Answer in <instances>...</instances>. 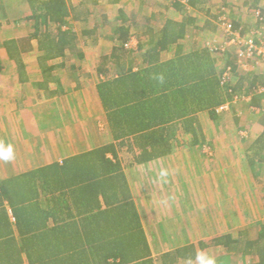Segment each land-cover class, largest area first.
Here are the masks:
<instances>
[{"label":"crops","instance_id":"obj_1","mask_svg":"<svg viewBox=\"0 0 264 264\" xmlns=\"http://www.w3.org/2000/svg\"><path fill=\"white\" fill-rule=\"evenodd\" d=\"M45 1L49 0H0V144H11L15 154L10 161L0 160V180L112 145L114 152L107 156L122 167L155 264H200V253L215 264L257 261V256L215 239L229 234L240 242L255 240L264 225L243 220L257 209L264 216V139L257 140L264 133V111L244 100L226 113L229 125L218 126L214 124L217 117L201 110L194 114L197 122L190 125L192 132L185 133L184 124L173 120L168 123L166 143H143L145 149L131 136L128 140L117 138L98 83L117 77L122 69H143L147 28L156 32L167 18L180 20L181 13L171 7L170 0H139L137 7L133 0H63L69 10L78 9L77 18L67 17L76 36L73 46L46 58L33 41V48L23 53L19 69L5 52L3 42L32 32L34 20L28 26L23 18L33 11L40 14ZM221 3L211 0L212 9ZM150 5L159 9L154 11ZM119 11L129 18L128 41L133 48H125L123 57L106 64L105 76L97 68L101 56L119 47L114 32L116 26L124 25ZM203 20L200 16L196 24L202 26ZM245 20L246 37L257 22L253 13ZM56 26L49 22L46 29ZM225 39L219 29L199 27L178 43L185 52L210 44L220 46ZM168 48L160 60L169 57L177 45ZM230 52L238 61L235 49L230 48ZM246 62L243 66L237 62L241 75L232 71L230 81L243 86L240 93L249 94L251 80L256 79L257 84L264 81V59ZM151 148L161 152H151ZM256 195L260 200L254 202L251 197ZM4 209L13 222L6 201Z\"/></svg>","mask_w":264,"mask_h":264},{"label":"trees","instance_id":"obj_2","mask_svg":"<svg viewBox=\"0 0 264 264\" xmlns=\"http://www.w3.org/2000/svg\"><path fill=\"white\" fill-rule=\"evenodd\" d=\"M42 5L40 14L33 11L23 18L28 26L34 20L32 32L3 42L19 69L22 55L33 48V41L46 58L63 54L74 44L75 32L67 17L77 18L78 9L69 10L63 0ZM170 5L182 18L165 19L156 32L147 28L146 66L137 71L122 69L117 77L105 78L97 85L115 136L132 137L142 147L143 143H166L168 123L173 120H180L186 133L192 132L190 125L197 122L194 114L198 111L207 110L216 119L214 107L234 96H248V100H240L264 111V93L254 91L264 85L263 80L259 84L251 80L249 94L240 93L242 85L222 82L224 66L241 75L230 49L220 50L216 45L214 49L210 44L184 52L178 43L199 27L219 29L227 38L222 21L243 36L249 14H255L257 27L264 25V0H222L214 9L211 0H170ZM200 16L204 18L202 26L196 24ZM119 17L124 23L114 28L119 47L100 57L97 69L102 74L108 70L106 64L118 61L125 48L129 49L124 46L131 36L129 18L123 11ZM49 22L57 25L54 30L46 29ZM174 44L177 48L171 55L160 60L161 53ZM263 139L264 133L257 140ZM110 152H114L112 145L98 146L0 180V264H155L125 174L120 163L107 156ZM215 240L257 256L258 260L249 264H264V225L255 240L240 242L229 234Z\"/></svg>","mask_w":264,"mask_h":264},{"label":"built area","instance_id":"obj_3","mask_svg":"<svg viewBox=\"0 0 264 264\" xmlns=\"http://www.w3.org/2000/svg\"><path fill=\"white\" fill-rule=\"evenodd\" d=\"M222 29L225 32V36L227 37L225 41L219 46L220 50H224L225 48H234L236 54L238 55V63L242 66L246 65V60L257 61L259 59H264V35H258L250 33L249 35L242 36L240 33L232 30V25L229 22L222 21L221 23ZM125 47L133 48V44L131 41L124 44ZM215 49V45H212ZM231 68L229 66L223 67L222 73V82L231 79ZM256 93H264V85H259L256 89H254ZM241 99L248 100V96H234L232 99L228 101H224L219 105L214 107V111L216 114H226L229 113L232 106Z\"/></svg>","mask_w":264,"mask_h":264},{"label":"rangeland","instance_id":"obj_4","mask_svg":"<svg viewBox=\"0 0 264 264\" xmlns=\"http://www.w3.org/2000/svg\"><path fill=\"white\" fill-rule=\"evenodd\" d=\"M139 0H133V4H134V7H137V2H138ZM164 1V0H163ZM157 3V2H156ZM169 3V2H168ZM150 8H152L154 11L155 10H158L159 8L157 7V6H151L150 5ZM153 11V12H154ZM128 14L129 15H131L130 14V12H128ZM128 16V15H127ZM136 19L139 21V22H141V23H143L144 21L142 20V18H138V17H136ZM261 26V25H260ZM252 28H253V30L251 31L253 34H258V35H261V36H263L264 34V25L263 26H261V27H257V24L256 25H253L252 26ZM104 40V39H103ZM88 51V50H87ZM241 100H239V101H237L233 106H235V107H240L241 106ZM232 106V107H233ZM229 113H231V110H230V112ZM227 114H218L217 115V119L214 121V124L216 125H220V126H225V124H227V125H229V123H227V120H226V118L227 117H225ZM228 116V115H227ZM228 118H230V116L228 117ZM208 124V123H207ZM215 130V129H214ZM218 133H216V135H217ZM188 137H189V135H188ZM215 157V156H214ZM255 197V198H254ZM254 197H251V199L253 198V200L255 199V201L254 202H256V201H259L260 200V197L258 196V195H256V196H254ZM261 204V203H260ZM262 212V211H261ZM246 218V219H245ZM255 220H254V219ZM243 220L244 221H246L247 223H248V221L250 222V223H254V222H257V223H259V225L261 224H264V216L262 215V213L260 214V210H256L255 211V214L252 216H250V215H245V216H243ZM256 228H255V226H254V228H252V230H255ZM256 231V230H255Z\"/></svg>","mask_w":264,"mask_h":264},{"label":"clouds","instance_id":"obj_5","mask_svg":"<svg viewBox=\"0 0 264 264\" xmlns=\"http://www.w3.org/2000/svg\"><path fill=\"white\" fill-rule=\"evenodd\" d=\"M14 155V149L11 144H9L7 147H5L3 144H0V160L10 161L14 159ZM197 259L200 261V264H215L214 260L206 256L204 253L198 254Z\"/></svg>","mask_w":264,"mask_h":264}]
</instances>
